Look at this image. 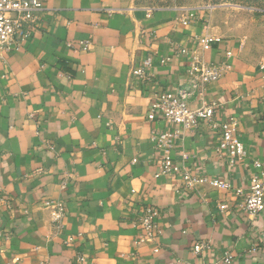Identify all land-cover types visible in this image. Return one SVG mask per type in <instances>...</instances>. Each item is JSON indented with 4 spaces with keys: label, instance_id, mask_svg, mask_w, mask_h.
<instances>
[{
    "label": "crops",
    "instance_id": "0c3cea01",
    "mask_svg": "<svg viewBox=\"0 0 264 264\" xmlns=\"http://www.w3.org/2000/svg\"><path fill=\"white\" fill-rule=\"evenodd\" d=\"M204 13L43 0L22 49H0V264H211L224 253L264 264V212L242 209L250 178L264 171L253 166L264 160V40L211 36ZM205 29L214 40L203 59L230 64L206 100L215 122L235 124L245 156L231 166L206 123L180 130L170 155L204 180L187 189L177 176L156 177L162 150L152 137L177 127L148 116L161 93L185 85L188 59L175 51L194 49ZM46 201L63 204L59 225ZM147 205L159 210L157 228L138 244L133 221Z\"/></svg>",
    "mask_w": 264,
    "mask_h": 264
},
{
    "label": "built area",
    "instance_id": "2783aa9c",
    "mask_svg": "<svg viewBox=\"0 0 264 264\" xmlns=\"http://www.w3.org/2000/svg\"><path fill=\"white\" fill-rule=\"evenodd\" d=\"M43 10V0H0V49L6 52L19 51L30 38L35 30L38 17ZM190 18L193 14H190ZM213 38L204 31L196 38V47L188 49L179 47L175 53L188 59L186 70V83L175 93H161L155 100V104L150 110L149 120L154 119V114L177 127L174 133L160 134L152 137L156 147L162 150L159 176H177L187 189H192L195 184L204 181L201 178L193 177L183 167L177 166L171 155L173 140L179 131H192L197 129L201 123H206L212 130L218 131V142L216 152L224 153L229 164L232 166L235 161L241 160L245 156L244 145L233 135L235 124L232 121L217 123L214 116L217 111L215 102L207 101L206 89L216 83L225 72L230 70V64L225 59L220 63H208L203 59V52L210 48ZM78 47L82 51H88L90 42L81 41ZM72 44H68L71 47ZM228 53L226 57H229ZM170 58L161 59L164 64ZM150 66V60H146L142 67L134 73L137 76L145 75L144 69ZM195 103V105H192ZM179 129V130H178ZM255 168H264V160L253 162ZM66 181L62 182V188ZM210 185L215 188H224L225 184L211 181ZM237 194H243L241 189ZM44 208L50 212L53 223L59 225L63 215L64 206L58 201H46ZM224 207H220V210ZM242 209L249 216H257L264 212V171L250 178L247 192L244 194ZM159 217V210L151 205L145 206L138 217L133 221L135 227H140L142 234L137 241L138 244L149 243L154 240L157 228L156 219ZM69 238L67 242H71ZM202 244H196L193 252L198 253L202 249ZM156 251V250H155ZM211 264H234L233 256L224 253L218 260Z\"/></svg>",
    "mask_w": 264,
    "mask_h": 264
},
{
    "label": "rangeland",
    "instance_id": "374dc122",
    "mask_svg": "<svg viewBox=\"0 0 264 264\" xmlns=\"http://www.w3.org/2000/svg\"><path fill=\"white\" fill-rule=\"evenodd\" d=\"M133 2L136 6L149 9L195 8L205 12L206 25L213 30L211 36L234 34L254 42L261 43L264 40V0H133ZM205 31L208 33V29Z\"/></svg>",
    "mask_w": 264,
    "mask_h": 264
}]
</instances>
